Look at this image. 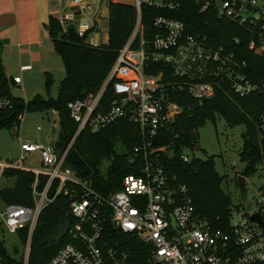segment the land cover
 <instances>
[{
	"label": "built area",
	"instance_id": "built-area-1",
	"mask_svg": "<svg viewBox=\"0 0 264 264\" xmlns=\"http://www.w3.org/2000/svg\"><path fill=\"white\" fill-rule=\"evenodd\" d=\"M66 1L68 9L54 16L65 32L71 26L69 22L89 5L85 0ZM191 3L199 13L240 28L248 40V50L264 55V0ZM132 5L136 11L134 27L101 85L95 92L68 101L66 108L77 125L73 139L85 128L97 132L119 119L131 121L140 141L128 161L135 164L139 159V168L123 176L121 189L105 196L65 165L67 151L59 155L54 144L22 142L18 160H0V175L8 169L32 172L33 204L2 200L0 215L5 227L12 233L26 228L29 245L41 210L62 194L68 204L69 240L47 264H264V179L248 198L244 176L245 197L238 188L239 203L230 202L224 226L213 227L195 213L187 187L164 170L161 148L152 146L157 133L169 128L189 107L187 97L202 104L216 89H225L221 83L239 97H248L264 92V82L250 78L246 62L227 44L201 32L188 33L185 23L169 14L180 8L179 1L133 0ZM143 6L160 12L152 17L150 39L145 38L148 33L142 22ZM74 30L82 37L89 28ZM231 41L241 43L238 36ZM159 64L167 68L157 67ZM150 69L153 72H148ZM11 82L19 85L21 77L13 76ZM12 109L11 97L0 90V117ZM52 112L58 115L56 110ZM256 124L261 146L256 165L264 173V107ZM186 150L181 155L183 161L193 158ZM31 153L40 157V167L24 165ZM41 176L45 183L40 190ZM52 186L55 191L49 196ZM27 258L28 254L24 264Z\"/></svg>",
	"mask_w": 264,
	"mask_h": 264
},
{
	"label": "trees",
	"instance_id": "trees-1",
	"mask_svg": "<svg viewBox=\"0 0 264 264\" xmlns=\"http://www.w3.org/2000/svg\"><path fill=\"white\" fill-rule=\"evenodd\" d=\"M181 6L170 15L182 20L187 32H201L218 42L228 45L241 60L246 62V72L254 81L264 82V55H256L248 50V40L240 28L212 17L199 13L191 0H176ZM158 10L142 7V22L147 28L145 38H152V17ZM136 11L132 4L112 1L108 2V45L86 42L84 37L69 35L59 24L56 17L50 15L44 24L53 48L61 58L64 77L60 80L55 98L34 96L29 101L10 95V87L0 63V90L9 95L13 109L0 117L1 126H18V115L26 112H41L54 109L58 113L60 133L55 150L59 155L67 151L64 158L66 166L76 174L90 181L91 186L100 194L109 196L121 189L124 175L135 173L140 166V160L135 164L128 161L133 148L139 143L140 137L135 125L128 119H119L97 132L85 128L73 139L76 123L69 115L66 103L80 98L87 93L95 92L106 77L115 61L118 50L127 41L134 27ZM233 36H238L241 43L234 44ZM157 67L166 69V64ZM153 72V70H148ZM225 89H216L214 95L198 104L187 97L189 107H185L175 122L167 129L157 133L153 139V147L161 148L160 162L166 173L184 184L192 199L194 211L203 217L213 227L224 226L228 219L230 197L220 188L222 177L214 170L211 158L201 160L192 158L183 161L181 155L184 149L194 148L197 139V129L214 113L226 115L228 123H243L244 147L240 157L247 162V167L238 175L249 176L255 170V165L261 158L257 116L264 107V92L248 97H239L221 83ZM119 142L124 147L123 153L115 151ZM108 161L106 168L103 161ZM4 177H14L12 186L0 188V198L7 203L32 205L31 184L34 174L22 169H8ZM45 177L39 178L38 189H42ZM55 186L49 190L52 196ZM68 204L66 197L59 194L40 212L36 226L30 238L29 254L26 264H47L56 251L69 240L67 233L66 213ZM24 238L28 236L26 228L18 231ZM0 264H24V259L11 258L4 243L0 241Z\"/></svg>",
	"mask_w": 264,
	"mask_h": 264
},
{
	"label": "rangeland",
	"instance_id": "rangeland-1",
	"mask_svg": "<svg viewBox=\"0 0 264 264\" xmlns=\"http://www.w3.org/2000/svg\"><path fill=\"white\" fill-rule=\"evenodd\" d=\"M110 0H85L89 3L86 11L82 13L75 21L69 22V25L75 29H87L86 42L107 46L108 45V2ZM123 3H133V0H112ZM53 44V41L51 39ZM55 66L53 73L43 74L41 78H31L24 76L23 82L19 87L10 85V92L14 97H20L24 101L31 100L34 96L40 95L44 98H55L57 96L58 75H63L64 68L60 62ZM18 72V65H13V71ZM48 77L51 78L48 81ZM62 79V78H61ZM48 82V83H47ZM19 125L0 127V160L16 161L21 156L20 145L22 142L32 141L41 143L57 142L60 133V123L58 115L53 114L52 109L41 112H26L21 115ZM37 126L41 130H37ZM246 127L243 123H228L226 115L214 113L212 117L207 118L197 129V139L194 148H189L185 153L189 157L205 160L211 158L214 170L222 177L220 188L226 193L232 204L239 203L237 177L247 167L246 160L240 157V152L244 147V133ZM117 153H123L124 147L117 142L115 145ZM108 161H103V167L106 168ZM24 165L30 168L41 166V160L38 154H29ZM264 179L263 169L260 165L255 166L254 172L247 176L246 188L247 197L259 188ZM14 177H4L0 175V188L12 186ZM3 210V201L0 198V211ZM0 241L8 255L15 259H25L29 254L28 236L24 238L21 233H12L5 227L0 215ZM30 244V243H29Z\"/></svg>",
	"mask_w": 264,
	"mask_h": 264
},
{
	"label": "crops",
	"instance_id": "crops-1",
	"mask_svg": "<svg viewBox=\"0 0 264 264\" xmlns=\"http://www.w3.org/2000/svg\"><path fill=\"white\" fill-rule=\"evenodd\" d=\"M66 9V0H0V63L10 85L19 87L23 73L36 79L60 66L61 58L44 24L50 15ZM14 64L18 65V72L13 71ZM13 76L21 77L19 85L11 82ZM61 78L63 75H58V84Z\"/></svg>",
	"mask_w": 264,
	"mask_h": 264
},
{
	"label": "water",
	"instance_id": "water-1",
	"mask_svg": "<svg viewBox=\"0 0 264 264\" xmlns=\"http://www.w3.org/2000/svg\"><path fill=\"white\" fill-rule=\"evenodd\" d=\"M67 33L69 35H76V32H75L73 26H69L67 28ZM1 52H2V46L0 45V58H1ZM50 80H51V78L48 77V81H50ZM237 185H238L241 197L244 198L245 197V193H246V189H245V177L243 175H238V177H237ZM67 216L68 215L66 214V217Z\"/></svg>",
	"mask_w": 264,
	"mask_h": 264
}]
</instances>
